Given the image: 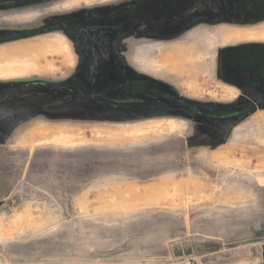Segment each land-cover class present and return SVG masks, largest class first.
<instances>
[{
	"label": "rangeland",
	"instance_id": "obj_1",
	"mask_svg": "<svg viewBox=\"0 0 264 264\" xmlns=\"http://www.w3.org/2000/svg\"><path fill=\"white\" fill-rule=\"evenodd\" d=\"M125 2L0 0V89L7 88L0 91V200L12 193L0 207V258L6 264H176L178 255H190L177 253L192 248L204 264H264V110L206 117L166 110L164 100L138 94L135 107L158 109L124 114L111 93L102 105L49 87L8 89L28 81L78 89L86 58L119 60L116 48L105 53L101 35L82 39V48L91 45L87 54L57 25L68 14L114 8L123 14ZM143 6L151 40L183 41L198 28L264 22V0H146ZM12 48L27 49L34 59L15 63L21 68L4 66ZM177 72L166 68L153 76L203 112L231 114L256 100L255 88L231 86L215 71ZM160 177L171 180L158 186ZM141 184L150 185L149 197L129 195ZM105 190L115 194L87 200ZM212 224L232 233L205 241ZM175 241L181 245L171 246Z\"/></svg>",
	"mask_w": 264,
	"mask_h": 264
},
{
	"label": "flooded vegetation",
	"instance_id": "obj_2",
	"mask_svg": "<svg viewBox=\"0 0 264 264\" xmlns=\"http://www.w3.org/2000/svg\"><path fill=\"white\" fill-rule=\"evenodd\" d=\"M146 0H137V3H134V0H126L124 13H118V8H114V10L110 13L105 14H97L99 12H85L79 15H67L65 22L62 24H58L57 28L59 30H65L66 37L70 39V41L77 47L82 48V39L87 38L93 39L101 35L107 43H104L102 46H105V53L111 52L113 48H116L119 53V60L114 61L113 63L106 60L108 57L105 56V59L97 64V62H92L88 58L84 60L82 66H80V70L78 73V77L75 78L76 82L80 83V88L68 87L65 85L62 86L58 83H52L44 81V83L40 82H25L22 86L17 88L9 87L10 92H15L16 90H24L30 87H49L57 90H65V95L68 97H72L73 101L77 99L79 101H92L95 104H109L111 100H102V96H106L108 93H111L110 97L113 100V104L116 105L119 109L118 111H127L124 114H129L131 111L134 112L135 109H150L157 110V107H153L151 105L147 108L146 105L143 104L142 107L137 108L134 105L135 95L141 94L146 99H149L151 96L158 97L165 102L169 103L167 107H164L166 110H174L178 112H193L192 107L193 103H188L187 101L181 100L178 96L163 90L161 88H157V85L152 82L149 78L142 76L134 71V67L132 63L129 61L128 56L132 50V45L134 39L137 40L149 39V29L148 24L146 23L148 18H145V9L143 3ZM77 17V18H75ZM138 19V20H135ZM136 21V22H135ZM76 23V25H75ZM81 24V27H77V25ZM101 26V27H100ZM57 29V30H58ZM43 30L40 31L42 34ZM73 33L76 35L73 37ZM78 36V37H77ZM77 39H80L77 41ZM113 43V44H112ZM84 49L87 47V52L84 50L83 52L89 53V49L91 45L88 43L83 45ZM264 49V48H263ZM96 63V64H95ZM75 64L74 67H76ZM227 72V70H225ZM261 71V72H260ZM260 71L251 73V75L246 77H237L242 82L245 79L251 81L252 87L250 89H256V100L253 102L248 100L239 105V109L233 111L231 114H223V115H215L209 114L206 117H229L233 115H239L241 113L249 114L255 109L264 110V69L261 68ZM229 75V74H228ZM230 78H235L233 76H228ZM110 84L109 88H103L101 90L96 91L92 87L98 83ZM7 88H1L0 91H4ZM118 92V93H114ZM116 99V101L114 100ZM120 101V102H117ZM108 101V102H107ZM126 101L128 103H123ZM131 101L132 103H129ZM75 104V102L71 103V105ZM138 106V105H136ZM198 111H201L198 106L195 107ZM28 109V108H27ZM26 109V110H27ZM160 109V108H159ZM25 109L20 111V114L26 113ZM131 110V111H130ZM129 112V113H128ZM120 113V112H119ZM201 115V113H197Z\"/></svg>",
	"mask_w": 264,
	"mask_h": 264
},
{
	"label": "crops",
	"instance_id": "obj_3",
	"mask_svg": "<svg viewBox=\"0 0 264 264\" xmlns=\"http://www.w3.org/2000/svg\"><path fill=\"white\" fill-rule=\"evenodd\" d=\"M65 39L68 43H71L70 39L66 36ZM135 42V44L133 42L132 50L128 56L129 61L134 67V71L149 78L157 85V88L166 90L176 96L178 95L169 90L163 81L153 76L154 73L164 71V69L168 68L174 72L178 71L177 74L186 72L194 76L202 68L204 72L215 71L218 79L231 86L247 89L252 87L251 81L245 79L241 82L237 77H246L251 75V73L255 74L254 72L257 70L260 71L261 68L264 69V22L251 27L219 25L213 28H198L190 30L183 37V41L177 40L170 42L163 39L151 40L149 38ZM216 45L222 47L215 50L213 48ZM226 74L235 78L227 77ZM178 98L184 100L179 96ZM159 179L161 183L158 186H161L162 181L167 182V180H171V177H160ZM138 186V189L133 190L134 192L129 195L141 198L151 195L149 184H141ZM114 194L112 190L94 192L92 194L88 193V195L93 197L91 199L88 196L87 200L98 202L102 201L104 196H112ZM11 195V192L3 195V199L0 200V207L3 204L2 201H6ZM208 226L207 229L211 228L213 232L211 236H207L208 240L205 241L218 243L220 239L232 233L231 228L224 226L215 227L213 224ZM253 229H259V227L254 223ZM180 243L175 241L171 246L181 245ZM218 252V250H215L210 254H216ZM172 253L174 254V252ZM181 253L193 255L194 250L192 248L186 252L180 250L177 254ZM181 256L178 255L177 258ZM198 257L201 258L202 256ZM261 258L264 261V253L262 251Z\"/></svg>",
	"mask_w": 264,
	"mask_h": 264
},
{
	"label": "bare ground",
	"instance_id": "obj_4",
	"mask_svg": "<svg viewBox=\"0 0 264 264\" xmlns=\"http://www.w3.org/2000/svg\"><path fill=\"white\" fill-rule=\"evenodd\" d=\"M234 36V35H232ZM6 59L1 60L3 61L4 66H12L13 68H18L20 66L15 65V63L20 62V60H27V57H31L30 60L34 59L28 52L27 49L21 48H12L5 52ZM19 64V63H18ZM21 66L24 64H20ZM25 66V65H24ZM11 67V68H12ZM26 67V66H25ZM21 68V67H20ZM28 68V67H27Z\"/></svg>",
	"mask_w": 264,
	"mask_h": 264
},
{
	"label": "built area",
	"instance_id": "obj_5",
	"mask_svg": "<svg viewBox=\"0 0 264 264\" xmlns=\"http://www.w3.org/2000/svg\"><path fill=\"white\" fill-rule=\"evenodd\" d=\"M176 259V264H204V261L195 255H186ZM0 264L6 263H4V261L0 258Z\"/></svg>",
	"mask_w": 264,
	"mask_h": 264
},
{
	"label": "water",
	"instance_id": "obj_6",
	"mask_svg": "<svg viewBox=\"0 0 264 264\" xmlns=\"http://www.w3.org/2000/svg\"><path fill=\"white\" fill-rule=\"evenodd\" d=\"M192 111L195 113H201L202 116H207L208 113L207 112H203V111H198L194 106L192 107Z\"/></svg>",
	"mask_w": 264,
	"mask_h": 264
}]
</instances>
